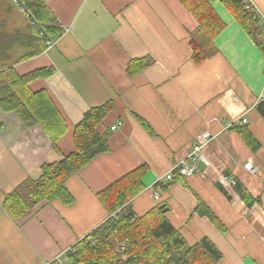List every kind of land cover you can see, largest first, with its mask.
I'll list each match as a JSON object with an SVG mask.
<instances>
[{"label": "crops", "instance_id": "1", "mask_svg": "<svg viewBox=\"0 0 264 264\" xmlns=\"http://www.w3.org/2000/svg\"><path fill=\"white\" fill-rule=\"evenodd\" d=\"M63 27L53 48L37 49L40 31L27 15L0 21V66L19 76L50 68L34 79L32 92L46 91L66 120L68 132L57 149L40 125L27 126L0 106V264H50L87 237L108 217L98 193L142 165L149 172L132 209L143 214L168 205V219L193 245L204 237L222 252L220 264H264V117L258 110L264 89V51L219 1L212 7L226 24L216 38L217 53L200 64L191 47L199 23L179 0H43ZM264 14V0H254ZM18 6V0H11ZM39 34V35H38ZM264 36V35H263ZM264 41V40H263ZM145 61L135 75L132 61ZM114 108L98 128L109 134V151L96 157L67 183L74 196L42 203L13 218L7 196L27 179L38 180L43 166L75 152L77 124L93 108ZM245 116L260 142L252 152L226 125ZM121 125L116 131L112 127ZM217 134L205 148L209 166L191 177L176 178L167 190L155 185L192 150L196 138ZM251 161L258 174L245 170ZM240 181L263 206L248 208L220 178ZM160 194V201L154 200ZM201 198L221 220L220 231L196 213Z\"/></svg>", "mask_w": 264, "mask_h": 264}, {"label": "trees", "instance_id": "2", "mask_svg": "<svg viewBox=\"0 0 264 264\" xmlns=\"http://www.w3.org/2000/svg\"><path fill=\"white\" fill-rule=\"evenodd\" d=\"M179 1L199 23V28L191 40L196 64L217 53L215 40L226 28V24L212 7L211 3L214 1L222 3L264 51V38L259 21L241 0ZM18 2L27 12L31 22L35 23L45 36L42 40L35 33L38 46L30 55H39L44 52L47 40L55 42L62 36L63 27L43 0ZM145 66V61L135 60L128 64L127 72L133 76ZM51 74L52 69L44 68L19 76L12 68L0 66V106L7 112L17 113L27 126L40 125L57 149L58 141L68 132L66 120L46 91L34 93L29 88L34 79L45 78ZM259 104L258 110L264 117V101ZM113 108L114 104L108 102L88 111L74 129L76 151L67 155L60 163L43 166L42 176L38 180L27 179L7 196L3 205L11 217L26 216L44 202L60 200L66 205L74 202V196L67 187L68 180L86 168L96 157L110 150L109 134L100 135L98 128ZM231 130L238 133L252 152L261 148L260 142L247 127L238 126ZM148 172V166L142 165L99 192L98 199L108 212L105 222L50 264L219 263L223 254L207 237L193 245L188 243L168 219V212L164 213L160 209L162 205L164 208H168V205L159 204L143 214L134 212L132 207L128 206L144 191L143 179ZM175 176V179L182 177L178 170L175 171ZM168 187L161 181L155 185V189L160 191L167 190ZM233 189L248 208L263 206L262 200L254 198L240 181L235 182ZM198 202L196 213L207 217L220 231H225L221 220L210 206L201 198ZM123 207H127L125 212L119 213Z\"/></svg>", "mask_w": 264, "mask_h": 264}, {"label": "built area", "instance_id": "3", "mask_svg": "<svg viewBox=\"0 0 264 264\" xmlns=\"http://www.w3.org/2000/svg\"><path fill=\"white\" fill-rule=\"evenodd\" d=\"M17 1V0H15ZM243 4L245 5L246 9L253 14L254 18L259 21L260 28L262 29L263 35H264V14L263 12L257 7L255 4L254 0H241ZM19 3V2H18ZM21 10L23 13L27 15V12L21 6ZM28 16V15H27ZM29 17V16H28ZM30 18V17H29ZM33 25L37 26L35 23H32ZM40 36L44 38V34L40 32ZM55 45V42L52 41H46V46L48 49L53 48ZM264 101V89L262 94L258 98V102H263ZM248 124V119L245 116H242L241 118L235 119L231 122H229L226 127H224V131L230 130L234 127H238L241 125H246ZM121 125V123H118L116 126L112 127V131H116L118 127ZM218 135L217 134H212L211 132L205 131L201 133L195 140L194 145L192 147V150L188 153V155L180 160L177 165L170 170L168 173H166L162 178H160V181L166 180L168 182H171L175 179V171L178 170L179 174L182 177H191L195 175L199 169L200 165H207L209 166V161L205 155V148L215 141L217 139ZM245 170L252 174H258L259 173V168L255 166L251 161L247 162L244 165ZM221 182L225 186L233 187L235 182L230 180L228 177H221L220 178ZM160 199V194L159 193H154V200L158 201ZM129 207H132V204H128ZM127 208V207H126ZM125 207H123L119 213H123L126 210Z\"/></svg>", "mask_w": 264, "mask_h": 264}, {"label": "rangeland", "instance_id": "4", "mask_svg": "<svg viewBox=\"0 0 264 264\" xmlns=\"http://www.w3.org/2000/svg\"><path fill=\"white\" fill-rule=\"evenodd\" d=\"M14 4H15V2H14ZM14 4L11 2V0H0V21H2L1 19H3V17H11V18L18 19L21 24H27L28 21L26 20V17L21 15V13L24 15H26V14L23 13V11L21 9L19 10L18 6L14 5ZM260 30H262V29L260 28ZM263 38H264V36H263ZM159 201H160V199L157 202H159ZM217 264H220V263H217Z\"/></svg>", "mask_w": 264, "mask_h": 264}, {"label": "water", "instance_id": "5", "mask_svg": "<svg viewBox=\"0 0 264 264\" xmlns=\"http://www.w3.org/2000/svg\"><path fill=\"white\" fill-rule=\"evenodd\" d=\"M20 5H21V4H20ZM164 207H165V206L162 205V206L160 207V209H162V211H163L164 213L168 212L169 208H164Z\"/></svg>", "mask_w": 264, "mask_h": 264}]
</instances>
